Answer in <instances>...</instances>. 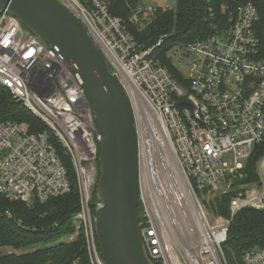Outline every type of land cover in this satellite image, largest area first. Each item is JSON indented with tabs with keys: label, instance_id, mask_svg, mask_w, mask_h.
Segmentation results:
<instances>
[{
	"label": "built area",
	"instance_id": "built-area-1",
	"mask_svg": "<svg viewBox=\"0 0 264 264\" xmlns=\"http://www.w3.org/2000/svg\"><path fill=\"white\" fill-rule=\"evenodd\" d=\"M59 1L86 26L131 101L139 228L149 258L154 264H230L224 244L232 220L243 209H264V157L255 185L231 187L228 180L264 141V31L257 7L250 1L224 6L223 23L183 46V83L158 56L163 37L142 47L107 0ZM157 10L139 6L131 21L143 30ZM0 88L44 125L30 132L18 121L0 120V198L31 205L67 195L73 172L79 191L73 221L90 264H106L96 235L100 150L90 100L70 64L3 8ZM226 152L235 167L224 161ZM232 190L231 216L211 214L208 204ZM243 260L264 264V246L249 249Z\"/></svg>",
	"mask_w": 264,
	"mask_h": 264
},
{
	"label": "trees",
	"instance_id": "trees-1",
	"mask_svg": "<svg viewBox=\"0 0 264 264\" xmlns=\"http://www.w3.org/2000/svg\"><path fill=\"white\" fill-rule=\"evenodd\" d=\"M107 1L112 15L123 19L142 47L154 45L164 38L158 56L174 78L183 83L184 75L168 52L176 45L183 47L214 31L213 24L224 22L223 17L227 14L224 6L236 7L242 2H252L258 9L260 28L264 31V0H177L174 8H158L153 20L143 30L131 21L133 13L141 6V0ZM0 100V120L18 121L27 125L30 132L44 127L21 102L1 88ZM263 156L264 141L255 145L240 173L242 176L235 177L234 186L258 181V161ZM98 167L100 171V164ZM70 176V193L46 202L35 201L29 205L19 200L0 198V264H90L82 233L71 239L76 230L73 218L79 210V191L73 172ZM232 194L233 190L212 200L208 204L211 214L230 217ZM93 199L98 201L96 188ZM141 208L139 203V213ZM263 246L264 209L239 211L232 220L224 244L230 264H246L244 253Z\"/></svg>",
	"mask_w": 264,
	"mask_h": 264
},
{
	"label": "water",
	"instance_id": "water-1",
	"mask_svg": "<svg viewBox=\"0 0 264 264\" xmlns=\"http://www.w3.org/2000/svg\"><path fill=\"white\" fill-rule=\"evenodd\" d=\"M72 67L98 128L96 235L106 264H154L139 228L138 133L129 96L86 26L59 0H0Z\"/></svg>",
	"mask_w": 264,
	"mask_h": 264
},
{
	"label": "rangeland",
	"instance_id": "rangeland-1",
	"mask_svg": "<svg viewBox=\"0 0 264 264\" xmlns=\"http://www.w3.org/2000/svg\"><path fill=\"white\" fill-rule=\"evenodd\" d=\"M176 3H177V0H141V6H144V7H150L151 6V7H154L155 9L164 8V7L174 8L176 6ZM23 28L26 31H28V32H32L24 24H23ZM184 51H185V49L182 46L176 45L168 52V55H169L170 58H172L173 63L180 69V71L183 73V75L184 74L187 75L188 74V70L184 67V65L188 62V59L183 56L184 55ZM263 157H261L259 159L258 164H260V162L263 159ZM223 158H224V161L227 162L230 167H235L236 163L233 161L231 152H226L224 154ZM240 162L243 164V167H245L246 164H247V159H241ZM238 172H237V174L235 176L234 175L232 177L230 176L229 179H228L229 180V184H231V187H232V183H233V186L235 185V183H234L235 177L237 175H239L242 172V170H240ZM256 180L253 183H242L244 185H241V188L248 187V185H250V184H254L255 185L256 182H257ZM238 185H240V184H238ZM139 203H140V201H139ZM211 218L213 219L214 216L211 215ZM75 227H76L75 233L71 235V237H73V235H74V238L77 235L76 233H78V234L81 233L79 228H78V226L75 225ZM9 249H12V248H9ZM2 250H6V249L2 248ZM9 252H10V250H9Z\"/></svg>",
	"mask_w": 264,
	"mask_h": 264
}]
</instances>
